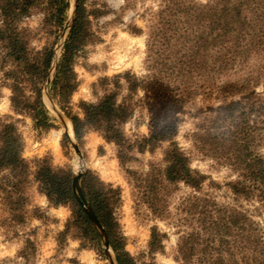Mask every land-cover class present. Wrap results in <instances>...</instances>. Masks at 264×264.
Here are the masks:
<instances>
[{
	"label": "trees",
	"instance_id": "16d2710c",
	"mask_svg": "<svg viewBox=\"0 0 264 264\" xmlns=\"http://www.w3.org/2000/svg\"><path fill=\"white\" fill-rule=\"evenodd\" d=\"M70 7L69 0H0V71L11 95L14 114L26 115L38 130L57 128V119L46 108L42 91L50 74L53 52L62 34ZM89 8L86 0H77L67 38L61 48L52 79L50 99L71 122L78 142L90 132H97L116 147L122 168L131 160V152L152 153L166 145L162 163L150 164L145 173L125 169L128 183L137 199L146 205L155 219L167 221L169 201L182 185L192 191L179 198L176 210L192 229L179 236L178 264H264V239L256 222L241 205H219L198 193L206 177L190 167V159L178 147L176 130L171 126L150 127L147 136L131 141L122 126L130 119L129 103L118 101L116 90L107 91L95 103H81L82 117L72 114L70 101L78 82L75 58L91 45L96 35L92 18L101 14ZM34 13L42 15L40 29L46 43L37 49L32 40L37 33L23 22ZM141 34L140 29H135ZM254 57L259 66L239 79L237 75ZM146 66L158 84L175 85L174 105L189 98L196 88L207 85L209 94L219 100L209 107L192 138L198 151L228 165L237 179L228 184L234 200L257 202L264 209V159L259 153L263 127L252 124L251 117L264 116L263 97L254 93L264 78V0H163L146 31ZM238 78V77H237ZM129 93L138 90L141 80L128 73L122 78ZM179 84V83H178ZM121 88L119 80L115 82ZM130 97V94L128 95ZM63 143L69 144L65 135ZM23 142L10 117H0V190L16 220L22 222L25 195L31 168L22 156ZM33 179L50 206H66L70 215L58 233V243L68 239L79 242L81 249L103 256V241L97 229L76 201L72 192L71 169H54L46 159L35 166ZM81 193L102 226L117 264H156L154 254L162 253L166 234L157 226L150 229L147 254L151 260H137L125 250V237L115 213L121 205V189L86 172L80 182ZM31 252V253H30ZM34 245L26 241L19 256L26 261ZM153 259H152V258ZM109 264V263H106Z\"/></svg>",
	"mask_w": 264,
	"mask_h": 264
},
{
	"label": "rangeland",
	"instance_id": "374dc122",
	"mask_svg": "<svg viewBox=\"0 0 264 264\" xmlns=\"http://www.w3.org/2000/svg\"><path fill=\"white\" fill-rule=\"evenodd\" d=\"M194 1L206 3L209 0ZM69 2L68 18L71 15L73 0ZM162 4L163 0H86L89 8H97L102 12L98 17L91 19L92 30L96 35L95 41L75 58L74 72L78 86L71 96L69 106L71 112L81 118L82 102L95 103L107 91L116 90L119 93L118 101L125 99L133 109L130 119L122 126L124 135L129 140L134 141L141 136H147L150 127L175 128V141L189 157L190 167L206 177L201 190L195 194L212 198L219 205L229 207L241 205L252 216L264 239V209L257 202H236L228 186L237 179L236 172L223 162L205 156L194 145L192 133L203 119L209 116L206 115L208 114L206 110L220 103L213 94H209L211 87L205 85L196 88L189 98L174 105L172 95L168 94L172 90L183 91V86L178 87L180 82L170 86L158 84L150 78L152 72H148L145 61L146 31ZM41 18L40 13H34L22 24L33 33H37L32 40V46L37 49L44 46L47 39L43 32H38ZM135 29H140L141 34L134 33ZM61 36L55 48L61 46ZM258 61L252 57L247 66L241 68L243 70L237 75L230 76V79H239L250 70L256 71ZM127 73L141 80L138 90L134 93H129L122 79ZM117 80L122 85L120 89L115 86ZM46 86L47 81L42 91L44 104L51 114L52 111L55 112L62 121L52 114L57 119V128L38 130L28 116L13 113L10 105L11 92L2 81L0 71V117H10V121L16 124L23 142L22 156L31 168L22 222L14 218L3 199L4 193L0 190V264H106L112 255L114 256L111 249L105 253L104 247L103 256L94 250L81 249L79 242L73 239H68L63 245L58 243V233L63 230L70 212L66 206H50L46 197L39 192L33 179V172L37 162L43 159L49 161L54 169H71L73 176L80 170L84 171L83 175L91 171L105 183L119 187L122 202L115 217L125 237V250L137 260H151L147 254V244L151 227L157 226L166 234V238L162 253L153 255L154 261L156 264H178L176 262L178 238L189 232L193 224L184 222L183 213L180 214L176 208L179 198L192 191L181 185L169 201V219L167 221L155 219L146 205L137 199L138 194L128 183L125 171L128 169L145 173L149 170L150 164H161L166 145L152 153L133 150L131 160L122 168L116 156V147L106 143L97 132L90 131L81 142L77 141L71 122L64 113L52 100V105H48L43 96ZM254 91L256 95L263 97L264 78ZM251 121L252 124L264 128V116H252ZM67 122L70 124L69 130ZM64 135L69 142L68 146L63 143ZM260 137L262 145L258 151L264 159V131L260 133ZM27 240L34 245V253L26 263L19 256V251Z\"/></svg>",
	"mask_w": 264,
	"mask_h": 264
},
{
	"label": "water",
	"instance_id": "95a60500",
	"mask_svg": "<svg viewBox=\"0 0 264 264\" xmlns=\"http://www.w3.org/2000/svg\"><path fill=\"white\" fill-rule=\"evenodd\" d=\"M76 3H77V0H73V6H72V10H71V15H70V17L67 20V23H66V25L64 27V30H63V33H62V36H61V41H60L61 42L60 43L61 46H59V47L57 46L54 49V52H53V60H52V65H51V69H50V74H49L48 79H47V86H46L45 91L43 93V96L48 101V105H52L51 99H50L49 94H48V89H49V87L51 85L52 79H53V77L55 75V72H56V67H57V63H58L59 57H60L61 47H62V45H63V43H64V41H65V39L67 37V34H68L69 30H70V27L72 25V21H73L75 10H76ZM52 114L59 121H62V119H60L59 117L56 116L55 112L52 111ZM66 134L68 135V131L67 130H66ZM72 144L74 145L75 149H77L76 146H75L74 141H72ZM83 173H84V171L80 170L76 174H74L73 179H72V192L74 194V197H75L76 201L83 208V210L85 211V213L87 214V216L89 217V219L91 220V222L93 223L95 228L97 229L99 235L102 238L105 253H108V252H110V247H109V244H108V240H107L106 234H105L102 226L98 223V221H97L92 209L90 208L89 204L86 202V200L84 199V197H83V195L81 193L80 180H81V177H82ZM109 263L110 264H117L113 255H112L111 259L109 260Z\"/></svg>",
	"mask_w": 264,
	"mask_h": 264
},
{
	"label": "bare ground",
	"instance_id": "6f19581e",
	"mask_svg": "<svg viewBox=\"0 0 264 264\" xmlns=\"http://www.w3.org/2000/svg\"><path fill=\"white\" fill-rule=\"evenodd\" d=\"M66 126H67V129L69 130L70 129V124L69 122L66 123ZM80 167V166H79Z\"/></svg>",
	"mask_w": 264,
	"mask_h": 264
}]
</instances>
